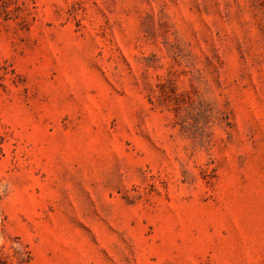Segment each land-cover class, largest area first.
Returning a JSON list of instances; mask_svg holds the SVG:
<instances>
[{
  "label": "rangeland",
  "instance_id": "374dc122",
  "mask_svg": "<svg viewBox=\"0 0 264 264\" xmlns=\"http://www.w3.org/2000/svg\"><path fill=\"white\" fill-rule=\"evenodd\" d=\"M0 261L264 264V0H0Z\"/></svg>",
  "mask_w": 264,
  "mask_h": 264
},
{
  "label": "trees",
  "instance_id": "16d2710c",
  "mask_svg": "<svg viewBox=\"0 0 264 264\" xmlns=\"http://www.w3.org/2000/svg\"><path fill=\"white\" fill-rule=\"evenodd\" d=\"M0 264H5L3 261H0Z\"/></svg>",
  "mask_w": 264,
  "mask_h": 264
}]
</instances>
